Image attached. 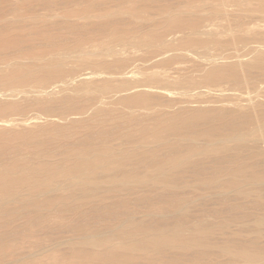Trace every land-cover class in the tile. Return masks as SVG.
<instances>
[{
  "label": "bare ground",
  "instance_id": "bare-ground-1",
  "mask_svg": "<svg viewBox=\"0 0 264 264\" xmlns=\"http://www.w3.org/2000/svg\"><path fill=\"white\" fill-rule=\"evenodd\" d=\"M221 1L223 5L227 0ZM254 1L239 3L249 14H264V0ZM144 2L150 5L157 0ZM179 9L184 12L177 15L176 11V16L165 20L157 18L160 21H151L146 31L132 30L130 38L115 37L102 48L79 42L71 48L61 46L63 42L49 31L82 26L52 22V30L30 35L28 46L47 54L5 65L0 61V111L6 116L0 118V127L10 133L7 128L17 125V120L31 125L23 111L31 108L36 113L30 119L36 120L34 125L19 133L24 138L18 147L0 151V218L9 225L22 220L12 227L0 224V243L17 242L36 229L49 228L57 238L46 250L56 259L64 247L68 253L62 261L65 264H141V260L149 264H264V247L259 241L264 234V212L251 222H240L236 233L222 239L215 237L216 225L209 220L212 215L240 213L247 207L264 210V93L257 91L259 78L264 77V23L248 28L254 13L250 17L242 10L247 24L236 15L225 14V18L223 10L220 14L227 25L237 28L229 29L242 31L232 35L224 29L231 37L227 40L226 34L224 44H240L247 36L258 43L250 47L247 37L246 50L241 47L245 41L240 45L243 51L228 48L230 53L223 55L219 48L226 45L218 43L226 24L217 21L221 28L216 24L213 29L215 21L205 29L214 18L206 22L202 11L189 2ZM208 12L210 18L212 12ZM172 30L181 31L182 36L168 39ZM167 41L172 48L163 52ZM205 41L217 42L219 50L200 55L186 48H198ZM133 44L149 48V55L157 46L156 51L162 53L154 51L155 56L144 59L145 48L140 47L144 55L137 54L139 61H134L123 54ZM105 51L121 55L108 59L104 53L106 58L100 59ZM223 58L228 60L221 62ZM86 65L91 70L83 72L80 67ZM93 65L105 70H92ZM224 79L243 88L255 84L258 93L241 96L233 92L238 87L226 85L229 81L222 89ZM219 83L221 87H213ZM185 86L192 89L183 90ZM4 87L9 92L2 91ZM42 116L47 122L37 123ZM73 127L86 133L76 136ZM4 154L9 161L4 162ZM129 196H134L136 206L146 209V219L140 220L136 210L129 208ZM209 204L218 207L192 216L193 209L208 211L204 207ZM76 215L86 218L78 220ZM235 219L230 217L217 226L225 228ZM63 232L71 235L58 238ZM252 232L255 237L242 239Z\"/></svg>",
  "mask_w": 264,
  "mask_h": 264
},
{
  "label": "rangeland",
  "instance_id": "rangeland-1",
  "mask_svg": "<svg viewBox=\"0 0 264 264\" xmlns=\"http://www.w3.org/2000/svg\"><path fill=\"white\" fill-rule=\"evenodd\" d=\"M200 1L201 0H198V1L197 0H157V2H153L150 5H145L144 0H0V59H1L0 61H4V65H5L6 63L14 62V60H16V61H22V60L28 61V60L32 59L33 57H31V56H33L35 54H47V52H45L44 49H42V48H35L34 47L31 49H28L30 35H33L35 33V31H37V30H39V31H45V29L52 30L51 23L56 22V21H61V22L65 21L66 24H77V25L82 26V28L79 30H67L65 28L62 31H52V32L49 31V34H52L54 37H56V39L58 41L63 42V43H61V46H64V47L68 46L70 48L73 47L78 42L81 45H83V44L84 45H94L97 48H102L101 46H105L109 40H111L115 37H125L126 36L127 38H130L131 33L133 32L132 30H137V32L142 33V32L147 30V27L149 26V23L151 21H152V24H154L155 22L163 20L164 18L168 19L170 17L176 16V15H173V13L177 14L176 11L177 12L179 11L177 15H179L180 13L182 14L184 11L180 10L179 8L182 9L185 5H187L188 2L192 3V5L195 7L196 11L197 10L202 11L201 16H203L205 19L207 18V19L211 20V18H214L209 22H207L208 20L206 19L207 24L205 22L206 26H204V28L205 27L207 28L208 27L207 25H209V23L212 26V24H213L212 22L216 21V23L212 27L210 25L209 26L213 29H216V27L221 28V26H219L218 24H220L222 22L221 23L222 25L226 24L227 27L229 26L230 28L233 27V28L237 29L236 27H234L235 25L234 26L227 25L228 21H225V20H227L225 18H226L227 14L230 17H235V15H236V17L239 16L240 18H242L243 16L246 15V14L243 15L241 13L243 11H244V13L248 14L247 16L253 17V15H252L253 13L255 15L253 17V21L250 19L251 21H249V22L246 20L247 16L244 17L245 22L246 23L248 22L250 24L248 26L247 25L248 23H247L246 27L248 26V28H249L251 25L253 27L254 23H255V26H256V23H257V25L264 23L263 21H261V20H263L262 17H264L263 13H260V12H259L260 14L258 12L251 13L252 11H250L251 14H249V12L247 11L246 8H244L243 6H240L241 2L239 3V0H229V3L227 2L228 1L227 0L226 2H223L224 6L222 5L221 0H212V2H206V4H204L205 3L204 1H202V2H200ZM193 2H196V3L193 4ZM199 2L201 3V5L204 4V6H201ZM253 2L255 3L254 0H253ZM207 4H209V5L213 4V5L211 7L209 5L207 6ZM238 5H239V7H238ZM137 6H139V7H137ZM236 6L238 7V10H237ZM202 7H204V8L208 7V8L204 9ZM216 8L219 9V12H217L218 9L216 11L215 10L213 11V9H216ZM88 9H90V10H88ZM210 9H212V11ZM226 9H229L230 11L228 10V12H227ZM223 10H225L224 12H226V13H223ZM207 11H209L208 13L212 12L211 14H213V13L218 14V17H216L217 15L211 17L212 16L211 14H210V18L207 17V15H209V14L206 15ZM221 12L223 13L222 15L225 16V18L220 14ZM234 12H235V14L233 15ZM200 13L198 12V14H200ZM219 15H220V18H219ZM241 15H243V16H241ZM259 16L261 17L260 18L261 20L259 19ZM250 17H248V18H250ZM157 18H160V20ZM161 18H163V19H161ZM244 18H242V19H244ZM254 18H255V20H254ZM114 19H116L118 22L115 23L114 21H116V20H114ZM258 19H259L260 23L257 21ZM217 21L220 23H218ZM254 21H257V22H254ZM216 24H217V26H216ZM135 25H137V26H135ZM214 26H216V27H214ZM226 26H223V27H225V28H223V30L221 29V31H223V34L221 36V40L223 41V43H222V41L220 43H218L221 45V47L226 45V44H224L225 40H223V37H224V39H226V34H227V40H228V36H229L228 32L229 31H231V32H229L230 34L233 33L232 35L236 34L238 31H240L238 33L242 32L240 28H238L239 30L237 32H233L235 29L233 30V28H232V30H231V29H229V27L227 28ZM207 29H210V28H207ZM224 29H226V30L229 29V31L226 33V30H224ZM173 31L174 30H172L170 32H172V34L174 33V36L172 34H170V32H168V34L166 36V37H169L168 39L175 40V38L177 39L178 37L182 36V34L179 35L181 31L180 32H177L179 30H177V31L175 30L174 32ZM177 34L179 35L178 37H177ZM170 36H171V38H170ZM172 36L174 38H172ZM247 37H248V40L251 38L250 36H247ZM246 38L243 39L244 41H240L239 42L240 44H238V42L237 43H230L229 42L230 44H228V46L227 45L224 46V49L219 48L220 45L217 46L215 44L217 42H215V43L213 42L214 43L213 44L212 42L208 43L207 41L200 43V45L202 44L201 45L202 47H199L200 45L197 44L198 48H196V45H193V46H195V48L192 47V45L186 46V48L193 50L197 53H200V55L204 54L202 52H205L204 55L215 54L220 49L224 53L223 55H225L227 53H230V52H228V50H230L228 48H232L235 51L242 50V48L246 50L248 48V46L246 45V44H248V42H249L248 45L250 47L258 44L256 42L257 41L256 38H254V39L252 38V40H255L254 44L251 42L252 41L251 39H250V41L247 40L248 41L247 42ZM171 40H169V41L171 42ZM169 41H167V44H165L164 46L161 45L159 47H161V49H162V46H163V49H164L165 47H167L170 44ZM258 41H260V40H258ZM113 42L115 43V41H113ZM176 42L177 41H175V43ZM206 42L209 45L208 46L209 48L206 46L207 45ZM241 42H245V43L242 44ZM203 44H206V45H203ZM233 44H235V45H233ZM210 45H213V46L211 47ZM240 45L242 48L240 47ZM171 46H168L167 48H165V50H162V51L164 52V51L172 48ZM126 47H125V50L123 51V54L131 56V58L134 61H137V60L139 61V57L140 58L143 57L144 54H146V55H144V59L155 56L156 54H154V51H156L158 49V46H157V49L151 48L153 55L152 54L149 55V52H148L149 48H147L145 46L142 47V46L134 45V46H130V48H129V45H128V48H126ZM140 47L145 48V49H142V53H144V54H140L141 53ZM210 47L212 48L211 50H210ZM215 47H216V50H215ZM238 47H240V48H238ZM131 48H133V49L131 50ZM217 48H219V49L217 50ZM225 48H226V53H225ZM207 49L209 51H211V53L206 52L205 50H207ZM73 50H75V49H73ZM133 50L135 52H133ZM145 50L147 51L149 56L147 55V53H145ZM159 50H160V48H159ZM162 51H158V52L162 53ZM212 51L215 53H212ZM221 51H219V53H221ZM158 52H157V54H158ZM104 53L108 54V56L110 57V58L107 57L108 59H111L113 57L117 58L121 55L120 53H112L111 54V53L105 51L102 54H100L98 57L100 59L106 58V57H103V56H106V54H104ZM137 54L140 56L138 57ZM223 60L227 61L228 59L223 58V59H221V62H224ZM73 61L74 60L72 59L70 64L73 63ZM132 61H131V63H132ZM86 66L87 67L89 66V67L87 68ZM86 66H85V68L83 66L80 67V68H83L82 69L83 72L86 69L91 70V65H86ZM96 67H98V66H96ZM96 67H95V65H93L92 70H94V69L95 70H98V69L105 70V67H102V68L101 67L96 68ZM80 68H79V72L77 71L78 73L82 72ZM87 70L85 72H87ZM106 70H108V69L106 68ZM196 74H199V73H196ZM199 78H197L198 82L200 80H202L201 78L199 80ZM259 79L260 80L262 79V80L258 81V84L257 83L256 84L258 85V87L259 86L261 87L262 83L264 82V80H263L264 77L259 78ZM222 81L223 82H221V83L223 85L224 83L229 81V79H224ZM201 82L203 85L206 84V82L204 83L203 80ZM221 83L216 84V85L212 84V85H214L213 86L214 88H217L219 86L221 87ZM229 83L231 84L230 88H234L235 86L238 87V89H236V87H235L234 89H236V91H233V92L239 93L241 96H246V95L250 96V95H254L258 92H261V94L264 93V90H263L264 86L263 85L261 87L262 89L259 87V89L257 90L258 92H257L256 89L258 87L255 84H250L251 86L250 85L248 87L244 86V88H243L242 86H237L236 84L234 85V82L232 85V83L230 81L228 83H226V85L227 84L229 85ZM208 85H210V84H208ZM208 85H206V86H208ZM252 85L253 86L255 85V86L253 87ZM25 87H27V86H25ZM224 87H225V85L222 86V89H226V87L225 88ZM8 88L9 87H4V89H2V91L7 93V92H9ZM186 88H188L189 90L192 89V87L190 88V86H185V87H183V90H185ZM227 88H228V86H227ZM193 91H195V90H193ZM251 93H253V94H251ZM258 98H261V96H258L257 99ZM262 99H264V97ZM114 107L119 108L121 106L116 105ZM30 110H31V112H30ZM120 110H122V109H119V111ZM23 112L26 115L25 118H27V119L29 118L28 121L31 122V125L30 124L23 125L26 122L21 121V120H17L16 121L17 125L9 126L7 128V129H11L10 131L8 130L10 133L5 132L4 129L2 127H0V151H4V149H6V148H8V149H11L12 147L17 148L19 145L18 142L23 141V138H24V135L19 134V133H21L26 128L32 127L34 125L32 123L36 122V120L35 121L32 120L33 122L30 120L31 117H33V115L36 114L34 110H32L31 108H25ZM118 112L116 111L115 113L117 114ZM13 113H15V112H13ZM3 116L5 119L6 116L4 115L3 112L0 111V118H2ZM10 117L18 118V115L17 116L12 115ZM42 117H43V119L41 118L40 121L37 120V123L39 122L41 124H45L47 122L46 119L44 118V116H42ZM69 119H70V117L68 118V120ZM72 132L74 134H76V136H82L83 134L86 133L85 130L83 128H80V127H73ZM51 148L54 149V148H56V146L51 145ZM12 150H15V149H12ZM27 150H30V149L27 148L23 152L28 153ZM4 155H5L4 156V162H6L7 160L9 161L8 154H4ZM232 195H233V193H232ZM133 197L134 196H129L128 199L126 200L129 208L132 210H136V216L139 215L137 218H139L140 220L146 219V217H144V214H145L144 211H146V209L144 207L136 206L134 204L135 201H134ZM242 201H244V200H242ZM216 207H218V206L215 204H209V205H206L204 207L208 211H200L199 209H193V211H191V214L193 217H198V216H201L204 212L210 213V209L216 208ZM259 212H264V210L263 209H255L252 207H247V208H245V210L241 211L240 213L224 212V213H221V214L216 215V216L212 215L209 217V220L216 225L214 228L215 229L214 231L216 232L215 237L216 238L219 237V239H222L223 237H225V235H232V234L236 233L238 231V229L240 228V222H243V221L251 222L254 219V217L257 215V213H259ZM76 216H78V220H83L86 218L83 216L80 217V215H76ZM142 216H143V218H142ZM233 216H236L237 219L230 220L232 222L226 223L227 225L225 228H221V226H217V224L228 221L230 219V217L232 218ZM170 221H174V219H171ZM112 222H114V221L112 220L111 222H109V221L104 222V226L109 225ZM7 223L8 222L4 221L3 217L0 218V224L2 226L4 224L7 227H12L13 225H19L22 223V220H17L11 225H9ZM64 224L62 227L66 226ZM42 226H44V225H42ZM35 231L36 232H33L32 235L27 234V235L22 236L17 242L0 243V264H5L8 261H9L8 263H10V264H13V263L14 264H33L34 263L33 260H35L36 262L38 261L39 264H65L62 261H65L64 258H66L68 253L65 251L64 247L59 248V250H61V251H58L59 253L56 254V256H57V257H55L56 259H52V256L50 255L53 252L46 250L50 247V244L53 242L52 240L54 238H57L56 235L52 234L54 232V230L53 229L49 230V228H47L45 230L36 229ZM188 233H189L188 228H186L184 234L188 235ZM70 235L71 234H69V233L63 232V234L60 235L58 238H67ZM35 237H37L38 239ZM253 237H255V233L252 232V233H248L247 235L243 236L242 239L253 238ZM259 241H260V244L264 247V234L259 237ZM45 245L46 246L48 245V246L46 247ZM40 248H42V249H40ZM38 249H39V251H38ZM35 251H36V254L34 253ZM40 251L42 252V254ZM32 254H34V255H32ZM20 258H22V259H20ZM221 258L220 259L222 260V263H225L226 260L225 261L223 260L224 257H221ZM17 260H18V262H17ZM221 260H220V262H221ZM164 261H168V258H164ZM140 263L141 264H149V262L146 260H141Z\"/></svg>",
  "mask_w": 264,
  "mask_h": 264
}]
</instances>
